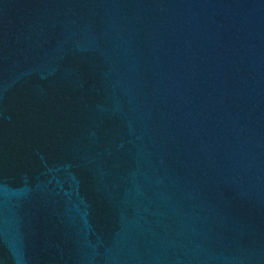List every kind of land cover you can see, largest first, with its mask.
<instances>
[{"label": "water", "instance_id": "95a60500", "mask_svg": "<svg viewBox=\"0 0 264 264\" xmlns=\"http://www.w3.org/2000/svg\"><path fill=\"white\" fill-rule=\"evenodd\" d=\"M0 264H264V0H0Z\"/></svg>", "mask_w": 264, "mask_h": 264}]
</instances>
